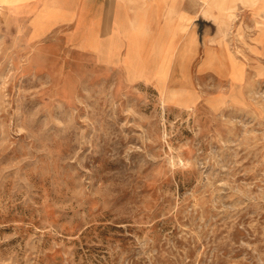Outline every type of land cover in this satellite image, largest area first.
<instances>
[{
  "label": "rangeland",
  "instance_id": "374dc122",
  "mask_svg": "<svg viewBox=\"0 0 264 264\" xmlns=\"http://www.w3.org/2000/svg\"><path fill=\"white\" fill-rule=\"evenodd\" d=\"M0 264H264V0H0Z\"/></svg>",
  "mask_w": 264,
  "mask_h": 264
},
{
  "label": "bare ground",
  "instance_id": "6f19581e",
  "mask_svg": "<svg viewBox=\"0 0 264 264\" xmlns=\"http://www.w3.org/2000/svg\"><path fill=\"white\" fill-rule=\"evenodd\" d=\"M233 70H234V67H233ZM234 77H237V73L236 71L234 70V74H233Z\"/></svg>",
  "mask_w": 264,
  "mask_h": 264
}]
</instances>
